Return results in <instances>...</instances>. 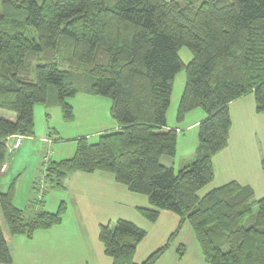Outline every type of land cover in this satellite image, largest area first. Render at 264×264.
I'll list each match as a JSON object with an SVG mask.
<instances>
[{"label":"trees","instance_id":"1","mask_svg":"<svg viewBox=\"0 0 264 264\" xmlns=\"http://www.w3.org/2000/svg\"><path fill=\"white\" fill-rule=\"evenodd\" d=\"M183 47L191 53L187 63L178 54ZM180 71L176 121L194 109L205 117L194 160L174 171L161 158L176 151V130L163 128ZM49 86L64 120L73 118L66 99L84 93L110 99L119 129L95 143L79 137L70 158L47 161L44 191L61 189L69 173L100 171L147 197L150 207L138 212L149 222L161 210L177 214L168 242L139 264H155L184 223L207 264H264V197L256 201L250 187L236 182L198 196L213 179L212 157L227 146L228 104L252 93L264 115V0H0V109L16 113L15 121L0 118V163L8 137L33 135V107L48 101ZM13 195V184L0 192L10 235L30 238L61 223L63 201L55 212L26 218ZM41 200L37 195L31 204ZM145 234L117 219L100 225L98 240L112 264H138L133 257ZM11 261L0 226V264Z\"/></svg>","mask_w":264,"mask_h":264},{"label":"crops","instance_id":"2","mask_svg":"<svg viewBox=\"0 0 264 264\" xmlns=\"http://www.w3.org/2000/svg\"><path fill=\"white\" fill-rule=\"evenodd\" d=\"M72 98L74 100L71 103L66 99L73 110L71 121H77L78 113L80 114L78 108L89 112L88 105L92 101L102 102L107 107L109 106V103L99 96L79 93ZM41 105L47 121L52 114H56L55 111L60 112L54 92L50 94V99L48 98V101ZM170 107L166 112V127L163 129L176 130V151L172 157H162L161 163L178 171L190 165L195 158L197 126L204 119L205 113L201 109H194L186 113L182 121L171 122L167 117ZM35 109L36 105L33 107V116H35ZM228 112L230 129L227 146L212 157L213 179L198 191V196L202 197L210 190L228 182H236L241 186L250 187L253 190L254 199L257 201L264 197V172L261 168V160L264 158V149L262 148L264 146V115L255 110L252 93H247L231 101L228 104ZM109 117L111 115L108 116L107 124L104 121L99 124V118L91 120L89 116H86L84 122L97 123L98 128L91 131L84 129L85 131L74 135L73 138L86 137L88 140L92 135L99 137L101 134L117 131L119 128L116 122L113 119L110 120L112 117ZM0 118L15 121L16 113L0 109ZM46 127L50 129L49 124ZM13 136L7 139L9 144L6 145V155L0 163V188L2 185L0 192H5L3 189H8L11 184L15 186L18 177H15L9 186L5 178L12 174L14 165L21 159L24 151L31 150L38 156L42 173H38L37 168L38 171L30 177L23 205H17L14 188L12 199L14 206L21 209L26 218L40 210L55 212L61 201L65 203L66 211L60 224L46 230L36 231L30 238L24 235H10L6 225L3 227L0 222L4 239L12 256V261L9 264H15L16 261L20 264H112L111 258L104 254L103 245L98 240V233L100 225L113 224L117 219L131 221L146 231L145 236L137 244L133 257L134 263L139 264L163 246L168 237L177 229L180 221L179 216L167 210H161L157 220L153 224H149L138 212V208L150 207L147 197L129 191L125 185L116 182L112 174L100 171L69 173L65 177L61 189L49 188L47 192L50 194L44 201L42 198L41 206L32 205L31 202L35 199L34 186L43 181L42 175L46 162L70 158L69 155L63 157L65 155L61 154V151L54 152L56 146L53 145H61L65 138L54 127L48 134L37 136L36 132H33L32 136H23L22 144L14 149L11 146ZM44 138L47 140L44 141ZM37 148L41 149L42 154L35 152ZM43 184H45L44 181ZM181 227L177 243L180 244L179 246H187V250L183 251L182 256H179L178 249L174 254L171 253L172 264H206L193 235L189 234L188 226L183 224ZM183 230H186L184 235H180ZM149 235L153 237L151 240H149ZM189 245L194 256L189 255ZM168 252L169 250L166 253ZM166 253L155 264H164Z\"/></svg>","mask_w":264,"mask_h":264},{"label":"rangeland","instance_id":"3","mask_svg":"<svg viewBox=\"0 0 264 264\" xmlns=\"http://www.w3.org/2000/svg\"><path fill=\"white\" fill-rule=\"evenodd\" d=\"M37 1L40 3L42 0H37ZM178 54H179L180 58L182 59V61H184L185 63H187L191 59V53L188 51V49L186 47L181 48L179 50ZM184 82H185V73H184V71H180L179 73L176 74V76L174 78L173 90H172V94H171V107L169 104L170 109H169V112L167 115L169 121H171V122L176 121V110H177V106L179 103L181 93L183 91ZM52 92H54V88H53V86H49L48 87V98L49 99H50V94ZM54 95H55V92H54ZM99 97L104 98V100H106L105 102L109 103V106L107 107L102 102L97 103L96 101H92L88 105L89 112H87L86 110H83L82 108H78V109H80V114L78 113L77 121H71V120L66 121V120H64V118L62 117L61 110L59 113L57 111H55L57 115L52 114L51 117L49 118V120L47 121L45 119V116H44V111H43L42 105L36 104V109H35V113H34V115H35L34 116V124H35L34 125V133L36 132L37 136H40L41 134H48L52 128L56 127L60 131L61 136L65 138V140H64V142L61 143V145H55V144L53 145V146H56V147H54V152L56 153L57 151H61V154L65 155L63 157H66V155L67 156L69 155V157H71L74 154L75 148H76V138H73V136L80 133V132L85 131L84 129H89L88 131H91L93 129L98 128L97 123L91 124L90 121L88 123H85L84 120H86V116H89V118H91V120L92 119L96 120L99 118L98 119L99 124H102L103 121L105 122V124H107L106 122L108 120V116H110V113H109L110 99H108L106 97H102V96H99ZM72 100H74L72 97L67 98V101L70 103L72 102ZM57 110H58V108H57ZM109 118H111V117H109ZM110 120H112V118ZM47 124H49L50 129H47V127H46ZM38 131H40V132L37 133ZM97 139H98V136L92 135V136H89L88 140H89V142L94 143L97 141ZM57 144H60V143H57ZM263 145H264V142H263ZM262 148L264 149V146H262ZM35 152L38 154H42L41 149H39V148H37L35 150ZM51 156H52V154H51ZM52 159H54V158H52ZM37 168L39 170L38 173L41 174L42 169L40 166V162H38V156L35 153H33L31 150H27V151L25 150L21 156V159L18 160V162L14 165V170H13L12 174L6 176L5 179L8 181V186H9V183L15 177H18V180L14 186L15 193H16L15 199H16L17 205H23L22 203L24 201L23 200L24 196H25L24 194L28 190V186H29V184H28L29 179L33 173L38 171ZM40 174H39V176H40ZM45 177H46V174L44 171L43 175H42V179H44ZM37 184L38 185L34 186V196L41 194V197L43 198V201H44V199L48 196V194H50V192H47V191H49V189L47 191H44L45 185L43 184L42 181L38 182ZM39 184H43V188H41V191L39 188V186H40ZM0 189H2V185H1ZM3 190L7 191L8 189L5 188ZM37 191H39V193ZM21 207H23V206H21ZM256 209H257L256 206H254L252 209V213L249 216H247L246 219L244 220V223H243L244 226H249L251 224V221H252L253 216L256 212ZM0 222H1V225L3 227H5V223L3 221V217L1 216V213H0ZM149 224H153V222H149ZM184 224L188 226L189 234H190V236H192L193 233H192L190 226L188 225V223H184ZM181 228L179 229V231L175 235L174 239L169 242V245L167 247L169 252L166 253L168 251L166 249L167 251H165L162 254V256H163L166 253V255L164 257V261H163L164 264H172L173 263V261L171 260V253L174 254L177 251V249L180 247L179 246L180 244L177 243L178 242L177 236H178L179 232L181 231ZM185 231L186 230H183L180 233V235H184ZM169 237H168V239H169ZM151 238H153V237L149 235V240H151ZM168 239L165 242V244L168 242ZM194 241H195L196 245L198 246L195 238H194ZM181 246L183 248V251H185V249L187 250V246H183V245H181ZM198 249H199V246H198ZM188 251H189V255L194 256L190 245L188 246ZM72 255H74V254H72ZM15 264H20V263L18 261H16Z\"/></svg>","mask_w":264,"mask_h":264},{"label":"built area","instance_id":"4","mask_svg":"<svg viewBox=\"0 0 264 264\" xmlns=\"http://www.w3.org/2000/svg\"><path fill=\"white\" fill-rule=\"evenodd\" d=\"M7 139H6V145H7V143L9 144V142L7 141ZM43 140L45 141L47 139L44 138ZM22 141H23V136L22 135H19V134L14 135L13 136V142H11V146L14 149H16V148H18L22 144ZM3 169H4V165L2 166V171H3ZM39 185H40L39 186L40 189L43 188V184H39ZM40 197H41V194H38V198H40Z\"/></svg>","mask_w":264,"mask_h":264}]
</instances>
